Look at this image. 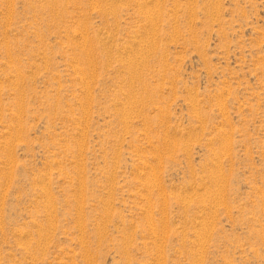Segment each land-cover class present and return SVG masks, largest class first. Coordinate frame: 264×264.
<instances>
[{"label":"rangeland","instance_id":"obj_1","mask_svg":"<svg viewBox=\"0 0 264 264\" xmlns=\"http://www.w3.org/2000/svg\"><path fill=\"white\" fill-rule=\"evenodd\" d=\"M0 264H264V0H0Z\"/></svg>","mask_w":264,"mask_h":264}]
</instances>
